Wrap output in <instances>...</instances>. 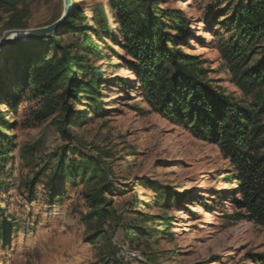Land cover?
Here are the masks:
<instances>
[{
	"label": "trees",
	"instance_id": "1",
	"mask_svg": "<svg viewBox=\"0 0 264 264\" xmlns=\"http://www.w3.org/2000/svg\"><path fill=\"white\" fill-rule=\"evenodd\" d=\"M102 1L106 5L100 4L93 15L79 2L73 3L57 32L10 45L1 52L0 191L6 186L2 175L18 149L13 133L19 123L8 117L25 113L28 121L33 120L31 127L36 128L50 121L68 141V147L44 160L27 182L29 201H33L35 187L43 178L51 207L62 203L68 183L82 185L89 209L85 221L95 220L86 242L97 244L104 228L116 218L113 202L106 198L112 194L113 177L102 166L99 155L74 146L71 129L81 127L91 115L106 114L103 86L108 74L94 62H106L112 69L124 64L153 113L184 128L196 140L217 146L229 162L233 174L228 179L236 190L232 195L233 213L225 218L264 227V0H215L224 6L221 13L227 19L221 26L229 35L217 46L220 59L243 94L240 100L216 86L203 62L185 52L195 33L190 29L192 20L181 10L163 8L162 0ZM26 10H9L6 29H28L22 17L28 15ZM79 106L85 108V114L77 110ZM148 187L155 192L159 208L180 203L177 192L157 184ZM2 203L0 196V249L6 251L18 233V224ZM172 221L162 216L156 219L164 228L161 233L169 230ZM152 233V229L129 225L123 228L124 237L119 240L132 243L133 238ZM109 254L115 255L112 251ZM251 260L264 264V255Z\"/></svg>",
	"mask_w": 264,
	"mask_h": 264
},
{
	"label": "rangeland",
	"instance_id": "2",
	"mask_svg": "<svg viewBox=\"0 0 264 264\" xmlns=\"http://www.w3.org/2000/svg\"><path fill=\"white\" fill-rule=\"evenodd\" d=\"M162 1L163 8L179 9L192 20L190 29L195 39L184 48L185 52L203 62L216 86L240 100L243 94L224 70L217 47L229 38L221 26L227 19L221 13L224 6L215 0ZM78 2L90 15L100 4L106 5L102 0H72V4ZM12 7L27 9L28 15H22L26 30L38 29L58 20L64 13V0H0V39L11 31L6 23ZM215 16L222 17L215 21ZM94 64L108 74L103 86L106 114L91 115L89 121L72 127L71 132L74 146L99 155L102 166L110 170L114 183L112 194L106 198L112 200L116 218L104 228L97 244H89L86 238L95 220L85 221L89 209L82 185L68 183L62 203L51 207L43 178L30 202L27 182L44 160L68 147V141L60 137L50 121L36 128L31 127L33 120L28 121L25 113L10 115L9 121L19 123L13 133L18 149L2 175L6 186L0 196L2 208H8V214L16 219L18 233L8 250L0 249V264H53L60 263L59 259L77 264L73 258L76 252L84 255L88 264H255L251 258L264 255V227L225 218L233 213L236 185L228 179L233 169L218 147L196 140L184 128L153 113L138 94L134 75L125 71L124 64L114 69L106 62ZM84 109L77 107L81 115ZM150 184L177 192L180 203L159 208ZM161 216L173 220L165 233L156 222ZM129 225L149 228L153 233L133 238L132 243L120 241L123 228ZM115 243L126 250L118 252ZM130 249L137 250L141 259H134ZM110 251L115 255L111 256Z\"/></svg>",
	"mask_w": 264,
	"mask_h": 264
},
{
	"label": "water",
	"instance_id": "3",
	"mask_svg": "<svg viewBox=\"0 0 264 264\" xmlns=\"http://www.w3.org/2000/svg\"><path fill=\"white\" fill-rule=\"evenodd\" d=\"M71 7L72 0H64V13L57 22L49 26L38 29L11 30L6 32L0 39V54L5 48L9 47L10 45L38 40L54 34L65 23L67 16L71 11Z\"/></svg>",
	"mask_w": 264,
	"mask_h": 264
},
{
	"label": "crops",
	"instance_id": "4",
	"mask_svg": "<svg viewBox=\"0 0 264 264\" xmlns=\"http://www.w3.org/2000/svg\"><path fill=\"white\" fill-rule=\"evenodd\" d=\"M73 258L75 259L77 264H86V262H87L86 261L87 258H85L84 255H81L77 252L75 255H73ZM88 260H90V258H88ZM59 261H60V263H53V264H68V262H66V260H64V259H59ZM87 264H88V262H87Z\"/></svg>",
	"mask_w": 264,
	"mask_h": 264
},
{
	"label": "built area",
	"instance_id": "5",
	"mask_svg": "<svg viewBox=\"0 0 264 264\" xmlns=\"http://www.w3.org/2000/svg\"><path fill=\"white\" fill-rule=\"evenodd\" d=\"M115 246L122 252L123 250H126V247L125 246H122L121 244H118V243H115ZM130 253H131V256L134 258V259H141V254L139 252H137V250H132L130 249L129 250Z\"/></svg>",
	"mask_w": 264,
	"mask_h": 264
}]
</instances>
